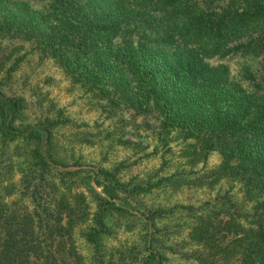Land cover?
<instances>
[{
	"label": "trees",
	"instance_id": "1",
	"mask_svg": "<svg viewBox=\"0 0 264 264\" xmlns=\"http://www.w3.org/2000/svg\"><path fill=\"white\" fill-rule=\"evenodd\" d=\"M9 4L18 3L0 0L1 30L42 40L41 50L74 80L105 77L106 91L118 92L114 103L135 117H154L165 136L181 140L188 162L220 152L215 181H232L251 203L253 251L263 252L264 264V71H244L248 89L224 64L208 62L234 53L264 59V0H48L45 12ZM34 157L38 169L22 178L30 206L0 208V264H30L31 257L57 264L59 238L85 226L86 242L94 244L105 232L106 210H122L111 200L124 183L108 172L113 187L105 183L108 198L94 193L99 209L90 217L79 208L86 196L82 181L73 179L77 172L50 175L43 156ZM65 177L73 188L65 190ZM189 232L199 242L193 225Z\"/></svg>",
	"mask_w": 264,
	"mask_h": 264
},
{
	"label": "rangeland",
	"instance_id": "2",
	"mask_svg": "<svg viewBox=\"0 0 264 264\" xmlns=\"http://www.w3.org/2000/svg\"><path fill=\"white\" fill-rule=\"evenodd\" d=\"M47 2L17 0L9 6L28 4L45 12ZM29 35L0 29V129L6 133L0 135V208L30 206L22 178L38 169L36 154L47 161L50 175L77 172L73 179L82 181L86 196L79 208L90 217L99 209L94 193L108 198L105 172L124 183L111 200L122 210H106L97 242H86L85 226L75 227L70 239L54 244L57 264H260L263 252L253 251L250 232L251 203L232 181H215L218 150L188 162L181 140L165 136L154 117H135L114 103L118 92L106 91L105 77L74 80L41 50L42 40ZM208 62L224 64L230 78L248 89L244 71H264L262 57L239 53ZM33 130L40 138H32ZM74 180L65 177V190ZM192 225L199 242L189 232ZM30 264L52 260L31 257Z\"/></svg>",
	"mask_w": 264,
	"mask_h": 264
}]
</instances>
